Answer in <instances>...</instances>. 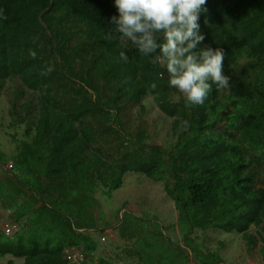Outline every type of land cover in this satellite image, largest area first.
Here are the masks:
<instances>
[{
    "label": "trees",
    "instance_id": "16d2710c",
    "mask_svg": "<svg viewBox=\"0 0 264 264\" xmlns=\"http://www.w3.org/2000/svg\"><path fill=\"white\" fill-rule=\"evenodd\" d=\"M206 8L200 47L224 49L231 87L213 85L203 105L188 107L164 67L115 38L114 0H0V96L16 79L25 89L16 97H31L19 108L23 138L12 137V153L0 149V211L18 202L6 220L24 224L15 238L0 231V257L63 264L66 250L81 249L90 262L110 264L95 256L93 234L106 231L96 195L110 199L126 173L166 183L192 264L217 262L192 242L194 232L236 233L253 248L255 228L264 247V0H207ZM145 96L171 119L174 142L165 148L148 145L144 129L125 128L126 110L144 112ZM124 208L114 213L121 239L151 249V233L164 238L138 227L151 222L135 215L119 221ZM185 259L177 248V264Z\"/></svg>",
    "mask_w": 264,
    "mask_h": 264
},
{
    "label": "clouds",
    "instance_id": "9594fccd",
    "mask_svg": "<svg viewBox=\"0 0 264 264\" xmlns=\"http://www.w3.org/2000/svg\"><path fill=\"white\" fill-rule=\"evenodd\" d=\"M206 4L207 0H114L118 15L110 19L118 34L115 38L125 47V41H130L150 63L164 67L169 86L183 94L188 107L203 105L213 85L217 90L231 87V77L224 73V49L200 47L205 36L199 21L207 12ZM6 18L0 11V19ZM108 38L113 39V34ZM30 56L35 59L36 52ZM128 59L121 51L119 60ZM156 88L153 82L150 89ZM188 127V121H181V130Z\"/></svg>",
    "mask_w": 264,
    "mask_h": 264
},
{
    "label": "rangeland",
    "instance_id": "374dc122",
    "mask_svg": "<svg viewBox=\"0 0 264 264\" xmlns=\"http://www.w3.org/2000/svg\"><path fill=\"white\" fill-rule=\"evenodd\" d=\"M21 90L25 89L20 85L19 81L15 79L5 84L0 96V149L4 154L12 153L14 151V143L12 141V137L18 140H21L23 138L22 134L25 129V125L18 124L17 122L19 118L23 116V111L21 112L19 108L20 106L23 107L28 104V101L31 97L29 93H25L24 96L16 97V94L20 93ZM181 96L183 97V94H181ZM13 103L16 104V111H18L20 115L17 116L15 114L11 119L9 113L10 107ZM139 106L144 108V112L141 113L138 106H132L126 110L125 118L123 119L125 128L129 132H135L139 129H144L148 137V145H156L165 148L173 144L174 140L170 135L171 119L164 116L157 109L150 96H145ZM137 176H139L137 179H135L133 182H130L133 183L134 187H136L135 189L130 190L128 189V184H125L112 193L111 199H106L100 194L96 195V198L101 203L99 212H101L103 215L107 214L108 216L106 217V219H104L105 226L106 222L109 223L108 227H105L107 229L105 232H97V234H93V238L98 242L96 255L102 257L105 260H108L112 264H132L133 262H135V259L130 255L131 253L128 251L130 250V246L128 245L127 241L121 239L118 236L116 224L117 217L112 220H110L109 218V216L114 215L116 209H120L121 207H123V204L125 205V208L122 209L119 214L123 212V210H127L129 211V214H132L133 216L134 214L135 216L137 215L139 218H141L142 221L151 222L150 224L138 225V227L146 229L151 226V229H153V231L160 232L162 237H164L163 240L165 239V237L171 238V230L173 227H168V225H165L164 230H162L161 227L163 218V213L161 212L163 198L162 192L165 193L164 199L167 204L165 209L170 210V206L172 205V202L167 196L166 183H156L159 184L161 193V200L155 202L154 204H160V209L158 210V207L156 206H147L148 200L143 199L141 195V191H143V194H145L146 190L148 191V194H150L149 189L146 187V184L149 183L150 185L152 181L146 179L143 175ZM133 190H139L137 198L134 202V206L131 202L134 201L133 196L129 195L132 194ZM178 217L179 216L176 212L174 213L171 210L169 212L166 211V219L164 221L166 222V224H173V222H175L176 218ZM7 223L9 226V222H7V220H5V217L2 216V219H0V229H3L5 224ZM177 227L179 230L180 225H177ZM193 234L199 239L204 248L208 247L207 249L209 251L218 249V253L220 255L222 254L221 256H223L224 259H227V261H231L232 264H234V259L240 261L246 256L244 253V248L240 245V238L237 241L235 240L236 233L227 235L218 230H206L204 232H194ZM180 237L181 236L177 231V239H180ZM146 239H156V235L154 233H151V236H148ZM133 249L135 250V253H139L138 258L140 256L142 260L146 261V264H151L149 262L151 249L152 251L158 250V248L147 249L145 247H142L138 242L133 246ZM187 252L190 254L189 251ZM158 256L159 258H161L160 254H158ZM253 259L255 263L260 262L261 264H264V261H258L256 257H253Z\"/></svg>",
    "mask_w": 264,
    "mask_h": 264
},
{
    "label": "crops",
    "instance_id": "0c3cea01",
    "mask_svg": "<svg viewBox=\"0 0 264 264\" xmlns=\"http://www.w3.org/2000/svg\"><path fill=\"white\" fill-rule=\"evenodd\" d=\"M137 175H140V174H137V173H126L123 176V179H122V183L123 184L121 186H124L125 184H128V189H130V190L135 189L136 187H134L133 183H130V182H133L135 179H137L139 177ZM139 181H141V180H139ZM137 182H138V180H137ZM146 187L149 189V193L150 194H148L147 190H146L145 194H143V191H141L142 198L148 200L147 206H149V207L150 206H154V207L156 206V207H158V210H159L160 209V204L158 205V203H157L156 205H154L155 202L161 200L160 199L161 198V193H160L159 184L151 182L150 185H149V183L146 184ZM138 192H139V190H133L132 194H129V195L133 196L134 201H131L133 206H134V202H135V200L137 198ZM162 193H163L162 194L163 198H162L161 212L163 213V218H162L161 227H162V230H164L165 225H168V227L172 226L173 228L171 230V238H168V240H165L167 238H165L164 240L161 239V238L148 240V243L151 244V247L158 248V250H155V251L151 250L150 251L151 256H150V261L149 262L151 264H158L157 262L160 259H163L165 254H168V260L166 261V264H177V248H178L179 252L181 254L185 255V257H186L185 260H187V264H192L193 263L192 262L193 253L191 252V250L188 247H186L184 245V240H183V237H182L181 230L180 229L178 230V227H177V225H179L177 223V218H176V221L173 222V224L172 223L171 224L170 223L166 224V222L164 221L166 219L165 218L166 217V211L169 212L171 210L174 213L176 211H175L173 203L170 206V210H166L165 209L166 206H167V204L165 202V199H164L165 193L164 192H162ZM18 206H19V203L16 202L8 209L7 213H3V212L0 211V219H2V216H3V217H5V220H6L7 214H10ZM99 207H100V205H99ZM116 210H118V209H116ZM123 212L124 213L125 212L128 213L129 211L123 210ZM97 215H101V216L103 215L101 212H99V208L97 209ZM103 217H104V219H106V217H108V216H107V214H105V215H103ZM109 218H110V220H112V219H114L116 217H115V215H113V216H109ZM119 218H120V214H119ZM7 222H9V224H10L9 226L15 225L11 221H7ZM5 225H8V223L5 224ZM108 225H109V223L106 222V226L107 227H108ZM16 226H19L22 230H24V228H23L24 224L20 223V224H18ZM0 231H2V229H0ZM177 231H178V234H180V236H181L180 239L182 238L181 240L179 238L177 239ZM249 234L252 235L255 238V241H256V245L253 248L252 247L248 248L247 241L242 236H240L239 234H236L235 240L237 241L240 238L239 242H240V245L244 248V253H245L246 256L244 257V259H242L240 261L237 260V259H234L233 260L234 264H261L260 262L255 263L253 257L254 258L256 257V259L258 261H261V260L264 261V247L262 246L261 242L258 239V236L256 235V229L255 228H251V230L249 231ZM227 235H230V234H227ZM4 236H6V235L4 234ZM17 236L18 235L6 236V237L15 238ZM190 237H191L192 242L195 245H198V247H200L201 250H203V251L205 250V251L210 252V253H212L214 255V257H215V259L217 261L215 264H232L231 261H227V259H224L223 256H221L222 254L220 255L218 253V249H216L214 251H209L207 249L208 247L204 248L203 245L201 244V242L199 241V239L197 237H195L193 233H192V235ZM127 243L130 246V250H128V251L131 253L130 255L135 259V262H133L132 264H146V261H144V260L140 261L139 260L137 253H135V250L133 249L134 244L130 243L129 241H127ZM97 248H98V242H97ZM97 248H96V250H97ZM217 248H218V246H217ZM165 249H167L168 251H165ZM69 250H72V249H68L66 251H69ZM187 251H189L190 254ZM158 254L161 255V258H159ZM95 256H96V258L103 259L102 257L96 255V251H95ZM103 260H105V259H103ZM106 261H108V260H106ZM9 262H11L12 264H23L24 260H23V258H14L11 255H5L4 257H0V264H7ZM63 264H67L65 262V258L63 259ZM84 264H96V261L90 262L88 260V263H84ZM110 264H112V263H110Z\"/></svg>",
    "mask_w": 264,
    "mask_h": 264
},
{
    "label": "built area",
    "instance_id": "2783aa9c",
    "mask_svg": "<svg viewBox=\"0 0 264 264\" xmlns=\"http://www.w3.org/2000/svg\"><path fill=\"white\" fill-rule=\"evenodd\" d=\"M6 236L21 235L23 230L16 225H5L2 229ZM103 240V239H102ZM65 262L67 264H84L88 263L87 256L81 251V249H72L64 253Z\"/></svg>",
    "mask_w": 264,
    "mask_h": 264
},
{
    "label": "water",
    "instance_id": "95a60500",
    "mask_svg": "<svg viewBox=\"0 0 264 264\" xmlns=\"http://www.w3.org/2000/svg\"><path fill=\"white\" fill-rule=\"evenodd\" d=\"M123 212L120 213V221H122Z\"/></svg>",
    "mask_w": 264,
    "mask_h": 264
}]
</instances>
